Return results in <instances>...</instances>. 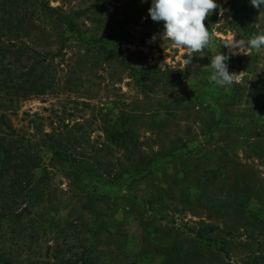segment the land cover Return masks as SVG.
I'll use <instances>...</instances> for the list:
<instances>
[{"label": "rangeland", "instance_id": "obj_1", "mask_svg": "<svg viewBox=\"0 0 264 264\" xmlns=\"http://www.w3.org/2000/svg\"><path fill=\"white\" fill-rule=\"evenodd\" d=\"M29 2L31 39L54 54L56 84L19 102L9 120L36 140L48 133L81 142L73 164L41 148L26 231L5 222L0 254L11 264H58L70 252L97 264H170L169 254L213 250L214 227L231 226L239 228L228 249L233 262L264 250V238L247 239L256 235L235 213L242 206L249 221L264 216V50L233 55L223 47L264 35V6L216 0L219 9L205 20L213 43L186 66L188 50L163 36V22L138 21L151 0ZM47 5L82 14L73 18L76 32L60 28ZM236 14L246 33L233 26ZM121 29L131 39L117 46L107 36ZM220 52L236 74L231 86L210 81V59Z\"/></svg>", "mask_w": 264, "mask_h": 264}, {"label": "trees", "instance_id": "obj_2", "mask_svg": "<svg viewBox=\"0 0 264 264\" xmlns=\"http://www.w3.org/2000/svg\"><path fill=\"white\" fill-rule=\"evenodd\" d=\"M45 8L60 28L76 32L73 18L75 15L76 18L81 17L82 14H67L59 8H51L48 5ZM34 17L35 10L29 0H0V229L5 222H14L21 231H26V219L31 207L30 192L36 183L34 172L45 164L41 148L48 150L52 158L73 164L76 162L75 151L79 148L77 145L81 142L60 136L55 138L48 133L36 140V134L31 135L16 130L9 120V114L15 112L19 102L43 95L56 84L57 65L54 62V54L40 50L31 39L28 24ZM243 19L240 14H236L233 18V26L246 33L247 26H244ZM138 21L152 20L147 16L139 18ZM107 38L117 46H122L130 43L131 36L121 29L118 32L113 30ZM83 39L85 42H95V39ZM95 43L98 44L97 41ZM140 73L143 72L133 70L141 88L150 91L152 85L145 84L141 80ZM153 83L158 85L160 81L154 80ZM127 129L126 134L130 131L129 127ZM185 148L183 144L181 148L169 150L164 156H173ZM94 165L99 170L102 168L99 162ZM115 183L116 181L110 182V184ZM234 207L236 205L232 204L233 211ZM240 209L235 210L238 220L249 226L256 235L248 232L247 239L259 241V237L264 238V216L259 219L253 217L249 221L245 209L242 206ZM214 229L216 234L211 238L213 250L196 248L187 250L182 256L169 254L166 258L167 263L264 264V250L247 254L245 258L233 262L234 254L230 255L228 249H230V241L239 233V228L231 226L227 232L219 230L218 227ZM197 239L202 241L205 238L204 235L197 234ZM262 244L264 245V240ZM58 254L61 255V252ZM69 254L58 255V264H97L95 258L87 256L85 252L79 255L73 252ZM0 264L11 263L0 254Z\"/></svg>", "mask_w": 264, "mask_h": 264}, {"label": "clouds", "instance_id": "obj_3", "mask_svg": "<svg viewBox=\"0 0 264 264\" xmlns=\"http://www.w3.org/2000/svg\"><path fill=\"white\" fill-rule=\"evenodd\" d=\"M145 2L147 0H141V3ZM249 2L254 8L260 9L264 6V0ZM219 7L216 0H151L148 16L153 22H163L164 37L178 48L188 50L190 55L184 60L187 66L192 63L194 55L191 54L202 53L212 45L213 40L205 20ZM156 39L154 35L152 40ZM223 47L228 48L233 55L242 53L238 51L241 47L260 52L264 50V35H256L246 44L232 40ZM229 59L230 56L222 52L210 59V81L218 87L231 86L235 81L236 74L229 72Z\"/></svg>", "mask_w": 264, "mask_h": 264}]
</instances>
